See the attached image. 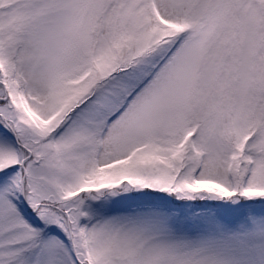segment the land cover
Instances as JSON below:
<instances>
[{
    "label": "snow or ice",
    "instance_id": "6c2138e0",
    "mask_svg": "<svg viewBox=\"0 0 264 264\" xmlns=\"http://www.w3.org/2000/svg\"><path fill=\"white\" fill-rule=\"evenodd\" d=\"M0 264H264V0H0Z\"/></svg>",
    "mask_w": 264,
    "mask_h": 264
}]
</instances>
